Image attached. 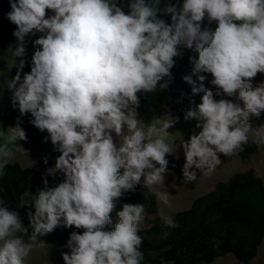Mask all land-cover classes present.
<instances>
[{"label": "clouds", "instance_id": "obj_1", "mask_svg": "<svg viewBox=\"0 0 264 264\" xmlns=\"http://www.w3.org/2000/svg\"><path fill=\"white\" fill-rule=\"evenodd\" d=\"M8 3L14 42L3 51L15 72L0 83V101L7 95L18 115L12 125L0 123V180L17 152L30 155L21 144L29 141L25 117L59 155L43 187L26 188L14 206L0 184V264H27L58 228L74 229L63 264H145L139 233L149 213L144 203H121L128 193L142 186L171 207L167 157L178 161L182 150L189 184L212 176L221 156L264 148V80L256 82L264 74V0ZM185 50L193 68L182 79L202 96L183 112L196 123L177 147L170 129L178 118L145 121L139 109L142 96L168 90ZM156 215L168 228L179 226L163 207Z\"/></svg>", "mask_w": 264, "mask_h": 264}, {"label": "trees", "instance_id": "obj_2", "mask_svg": "<svg viewBox=\"0 0 264 264\" xmlns=\"http://www.w3.org/2000/svg\"><path fill=\"white\" fill-rule=\"evenodd\" d=\"M9 10L8 0H0V50L12 40L11 33L15 28L5 16ZM191 54L185 50L183 58H176L175 67L171 70L173 81L168 90L141 97L139 111L145 121L168 116V113L183 118L191 100L200 102L202 93L193 96L191 85L182 79L192 74L188 59ZM193 79L196 77L193 76ZM46 144L47 165L42 158L31 167L22 168L16 163L7 166V174L0 184L6 189L3 195L11 206L26 188L35 192L43 187L44 173L48 167L54 166L59 155L53 151L50 141ZM167 158L170 172L183 178V164L172 156ZM172 164H175L174 168ZM48 179L49 186H53L62 177L58 175L55 180ZM124 202L144 203L148 213L154 215L149 226L139 233L144 238L141 251L145 254V264H209L227 254L248 264L255 258L264 239V182L252 170L236 173L226 182L215 184L213 190L194 199L188 209L174 213L172 218L179 225L175 228L162 224L156 215L158 206L155 196L148 189L138 186L134 193L130 192L122 199L121 203ZM19 211L21 216H25V210ZM112 215L115 220V213ZM24 223H28L26 217ZM164 232L169 233L167 238H163Z\"/></svg>", "mask_w": 264, "mask_h": 264}, {"label": "rangeland", "instance_id": "obj_3", "mask_svg": "<svg viewBox=\"0 0 264 264\" xmlns=\"http://www.w3.org/2000/svg\"><path fill=\"white\" fill-rule=\"evenodd\" d=\"M14 42V37L12 40ZM8 45V44H7ZM7 45L0 50V83L6 82V79L11 73L14 74V61L6 51ZM192 68L193 65L191 64ZM27 71V69H25ZM211 77L209 76V80ZM264 80V74H258L256 77V82ZM205 86L212 87L207 81ZM18 112L13 111L10 107V102L7 95L2 101H0V123L4 127L12 125ZM157 118L167 119L168 116H162ZM178 122L170 132H174L170 139L177 141V147H179V142L187 137L194 130V125L196 121L185 122L183 118L177 117ZM156 119V118H153ZM152 119V120H153ZM23 127L27 131L29 141L27 143L21 142L22 146L29 150V157L26 156L22 151L17 152L15 158L9 163H16L20 167H31L38 160L46 156L48 152V145L44 142L43 136L47 133H41L36 128L31 126L28 122V117L24 118ZM199 131V130H196ZM10 147L19 148L20 145H10ZM180 161L184 163V156L182 150L179 152ZM173 157V156H172ZM175 158V157H173ZM223 163L217 168L215 173L208 177L202 176L196 182L185 184L183 178H178L176 175H167L166 179V190L170 193V203L171 207L164 206L160 204L155 196L156 203L158 207H163L167 215L173 216L174 213L184 211L189 208L190 204L197 197L210 192L213 190L215 184L220 182H226L232 175L236 173H242L247 170H252L256 177L260 178L264 182V148L257 149L255 145L250 144L246 149L241 152L238 156L233 157H223L221 156ZM165 189L156 187L155 191H164ZM154 215L149 214L146 221L141 224L140 231L147 228L150 224ZM74 229H63L58 228L53 234H50L44 238L46 244L43 248L34 250L30 257L28 258L27 264H63L61 257V251H66L62 246L66 244L69 237L70 231ZM209 264H243L237 261L232 254H227L223 257L215 258ZM248 264H264V239L257 249V254L255 258Z\"/></svg>", "mask_w": 264, "mask_h": 264}]
</instances>
